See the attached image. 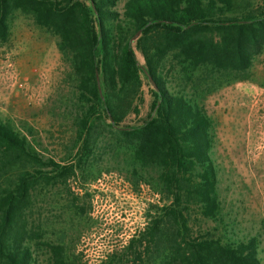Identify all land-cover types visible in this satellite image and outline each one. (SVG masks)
Here are the masks:
<instances>
[{
    "label": "trees",
    "instance_id": "trees-1",
    "mask_svg": "<svg viewBox=\"0 0 264 264\" xmlns=\"http://www.w3.org/2000/svg\"><path fill=\"white\" fill-rule=\"evenodd\" d=\"M117 2L0 0V43L15 12L58 37L76 122L67 162L43 159L26 135L0 122V264H43V249L47 264H64L62 245L45 242L28 219L32 195L37 187L68 186L98 149L113 160L123 152L115 167L163 201L105 264H261L255 238L227 237L212 120L198 99L204 84L238 79L264 50V10L230 18L233 0ZM142 76L152 86L150 114L126 125L129 114L139 115ZM203 220L215 229L201 230Z\"/></svg>",
    "mask_w": 264,
    "mask_h": 264
},
{
    "label": "rangeland",
    "instance_id": "rangeland-1",
    "mask_svg": "<svg viewBox=\"0 0 264 264\" xmlns=\"http://www.w3.org/2000/svg\"><path fill=\"white\" fill-rule=\"evenodd\" d=\"M124 2L118 0V7ZM262 10L264 0H233L227 17ZM9 25V39L0 43V122L26 135L43 159L67 162L76 151L70 63L58 50V37L28 16L15 12ZM135 55L144 65L136 49ZM227 80L201 85L198 100L212 120V157L227 237L255 238L264 264V50L247 72L230 83ZM151 89L142 76L141 101L135 102L139 115L129 114L126 125L148 118ZM110 157L98 149L86 171L70 178L68 186L37 187L33 192L28 219L45 242L62 245L64 264H105L113 253L123 251L163 204L148 185L135 186L129 174L115 167L124 160L123 152L115 160ZM201 224L203 231L215 229L207 220ZM44 252L39 255L47 264Z\"/></svg>",
    "mask_w": 264,
    "mask_h": 264
}]
</instances>
